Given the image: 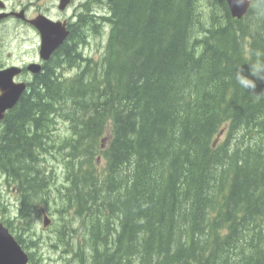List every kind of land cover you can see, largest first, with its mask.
I'll list each match as a JSON object with an SVG mask.
<instances>
[{
    "label": "trees",
    "instance_id": "1",
    "mask_svg": "<svg viewBox=\"0 0 264 264\" xmlns=\"http://www.w3.org/2000/svg\"><path fill=\"white\" fill-rule=\"evenodd\" d=\"M88 2L107 13L79 15L0 128V175L21 203L2 220L31 264L41 240L31 211L56 183L50 150L65 153L67 181L55 186L80 222V264H264V95L233 79L235 66L264 61V0L242 18L226 0ZM102 22L95 60L82 45ZM57 121L70 131L59 141ZM1 197L0 186L7 213ZM69 225L56 245L69 247Z\"/></svg>",
    "mask_w": 264,
    "mask_h": 264
},
{
    "label": "rangeland",
    "instance_id": "2",
    "mask_svg": "<svg viewBox=\"0 0 264 264\" xmlns=\"http://www.w3.org/2000/svg\"><path fill=\"white\" fill-rule=\"evenodd\" d=\"M28 2V0H8L9 4L13 5L15 3ZM33 2V6L36 7L37 11H42L47 8L52 1L55 0H31ZM78 2V0H77ZM95 6L104 13H107V8L100 6L98 3ZM101 35L90 33L88 35L87 44L82 45V51L86 56L92 57L95 60L101 59L105 52L106 43L108 40V34L110 31L109 22H102L101 24ZM22 36H30V42H23ZM37 38L39 40L38 35L35 33L33 29H27L24 27H20L16 29V25L8 23L0 26V50L1 55L4 60L9 58H16L17 56L25 53L27 50L26 47H32L34 40ZM74 68L65 69L63 72L66 76H71L75 72ZM62 120V119H59ZM54 135L56 139L59 141L60 138L65 137L70 134L68 130V125L66 122L57 121L56 127L54 126ZM55 156L52 155L51 150L45 152L43 167L47 171H55V180L56 183H50V188L48 190V196L46 198L47 201L41 200L38 208L33 209L31 211L33 230L41 237L40 240V248L37 252L36 257L38 258L37 264H69L68 261L70 258H73V251L79 250L77 247L81 241V232H80V222L77 218H75V213L72 212L70 215H65L61 212L62 209V201L61 194H59L57 187L63 190V185L66 184V171L67 168L62 159L65 154L62 152L61 155L58 154V151H54ZM102 165L105 163L104 159H100ZM56 185V186H55ZM0 186H1V201L7 204V213H2V209L0 208V219L2 218H10L17 214V209L20 207V199L19 195L14 192V188L12 185H7L5 182V177L0 175ZM43 209L48 213L51 217L52 222L49 226L45 227L43 225ZM74 216V217H73ZM67 218L70 221L71 227H75V231L73 236H67L66 242L70 244L68 248L67 245L63 243L55 244L53 241L54 238L57 237V229L62 227L63 218ZM70 232V231H69ZM68 232V233H69ZM77 247V248H76ZM28 252L32 251L31 248L26 249ZM72 250V251H71ZM75 259V258H73ZM79 259L72 260L71 264H80ZM87 264V263H86Z\"/></svg>",
    "mask_w": 264,
    "mask_h": 264
},
{
    "label": "water",
    "instance_id": "3",
    "mask_svg": "<svg viewBox=\"0 0 264 264\" xmlns=\"http://www.w3.org/2000/svg\"><path fill=\"white\" fill-rule=\"evenodd\" d=\"M226 1L232 16L235 18L245 16L252 3V0H248V3L243 6H236L233 0ZM66 4L67 0H63L62 7L64 8ZM5 15L6 13H0V19ZM35 25L42 37L41 56L44 59H49L60 44L66 40L69 32L64 25L61 26V23L47 18L36 19ZM29 68L34 74H38L41 71L40 64L34 63ZM21 70L18 66L0 69V126L6 112L18 103L27 88L26 82H16L14 80ZM50 223L51 218L45 213L43 224L46 227ZM0 264H30L29 253L2 220H0Z\"/></svg>",
    "mask_w": 264,
    "mask_h": 264
},
{
    "label": "flooded vegetation",
    "instance_id": "4",
    "mask_svg": "<svg viewBox=\"0 0 264 264\" xmlns=\"http://www.w3.org/2000/svg\"><path fill=\"white\" fill-rule=\"evenodd\" d=\"M63 0L52 1L51 4L42 11H37L36 7L32 4L31 0L28 2H21L15 4H9L8 0H0V13H6V15L0 19V26L3 24H14L16 29L24 27L27 29H33L38 35L33 39L34 43L32 47H26L24 55L21 54L16 58H9L4 60L0 54V69H5L11 66L21 67V72L15 76L17 82H26L27 86L34 79L35 74L32 73L29 68L32 64H40L41 71L46 67L48 62L52 59V55L49 59L44 60L41 56V33L35 25L36 19L47 18L55 22H59L65 26L66 29L71 31V26L79 22V15L83 12H87L88 18L98 19L99 9L95 6V2L89 3L88 0H67L66 6L62 7ZM23 42H30V36H22ZM65 43L60 44L58 49ZM57 49V50H58ZM1 53V50H0ZM40 71V72H41ZM1 128V127H0Z\"/></svg>",
    "mask_w": 264,
    "mask_h": 264
},
{
    "label": "clouds",
    "instance_id": "5",
    "mask_svg": "<svg viewBox=\"0 0 264 264\" xmlns=\"http://www.w3.org/2000/svg\"><path fill=\"white\" fill-rule=\"evenodd\" d=\"M233 3L236 6H243L245 3H248V0H233ZM233 79L235 85L245 93L252 96L264 95V93L260 95L255 94L258 82H264V61L258 64L251 63L247 74H245L241 64L235 66L233 69Z\"/></svg>",
    "mask_w": 264,
    "mask_h": 264
},
{
    "label": "bare ground",
    "instance_id": "6",
    "mask_svg": "<svg viewBox=\"0 0 264 264\" xmlns=\"http://www.w3.org/2000/svg\"><path fill=\"white\" fill-rule=\"evenodd\" d=\"M252 133H253V132H252ZM236 135H237V134H236ZM242 142H243V141H242ZM227 164H228V163H227ZM145 165H146V164H145ZM145 165H144V166H145ZM219 166H220V165H219ZM142 169H143V168H142ZM208 196H209V195H208ZM210 197H211V196H210ZM210 199H211V198H210ZM208 202H210V201H208ZM207 204H208V203H207ZM258 208H259V207H258ZM203 210H204V209H203Z\"/></svg>",
    "mask_w": 264,
    "mask_h": 264
}]
</instances>
